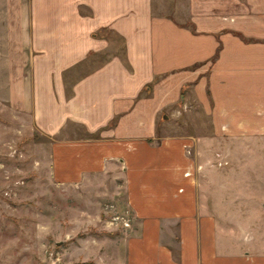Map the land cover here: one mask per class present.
Masks as SVG:
<instances>
[{
  "label": "crops",
  "instance_id": "obj_1",
  "mask_svg": "<svg viewBox=\"0 0 264 264\" xmlns=\"http://www.w3.org/2000/svg\"><path fill=\"white\" fill-rule=\"evenodd\" d=\"M183 2L0 0L7 96L53 139L54 180L123 182V264H264V201L248 232L214 190L203 200L180 119L264 149V0Z\"/></svg>",
  "mask_w": 264,
  "mask_h": 264
},
{
  "label": "rangeland",
  "instance_id": "obj_2",
  "mask_svg": "<svg viewBox=\"0 0 264 264\" xmlns=\"http://www.w3.org/2000/svg\"><path fill=\"white\" fill-rule=\"evenodd\" d=\"M153 3L154 11L173 15L184 2ZM88 70L84 65L75 74ZM8 71L0 69V264H123L126 221L131 223L120 203L123 182L105 174L79 184L54 180L53 139L36 128L30 112L11 105ZM180 119L187 135L199 136L187 149L203 200L214 190L218 199H225L224 214L232 218L231 225L247 224L250 230L258 224L257 210L264 201V149L256 147L253 136L215 134L208 139L206 132H193L192 122L207 129L203 116Z\"/></svg>",
  "mask_w": 264,
  "mask_h": 264
},
{
  "label": "built area",
  "instance_id": "obj_3",
  "mask_svg": "<svg viewBox=\"0 0 264 264\" xmlns=\"http://www.w3.org/2000/svg\"><path fill=\"white\" fill-rule=\"evenodd\" d=\"M128 220H130V218L128 217ZM126 223H127V225H129V222L128 221H126Z\"/></svg>",
  "mask_w": 264,
  "mask_h": 264
}]
</instances>
